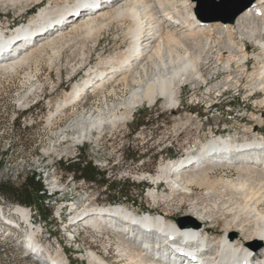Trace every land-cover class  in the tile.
Here are the masks:
<instances>
[{"label": "rangeland", "instance_id": "rangeland-1", "mask_svg": "<svg viewBox=\"0 0 264 264\" xmlns=\"http://www.w3.org/2000/svg\"><path fill=\"white\" fill-rule=\"evenodd\" d=\"M191 1L195 3L192 8L195 17L213 22L223 21L236 4L246 0H201L206 5L200 9L199 0ZM25 5L17 8L0 6V29L9 34L19 28L17 37L25 34L21 28L38 12V6L28 10L30 6ZM75 14L76 18L83 15L79 11ZM159 19L160 22L163 20L161 17ZM112 24L102 29L97 37L79 34L72 36L71 40L67 37L66 44L57 42L58 46L54 44L44 51L35 52L15 70L0 68V182L19 185L26 176H39L45 190L44 204L51 211V217L43 219L34 209L26 207L29 217L25 221L15 213L17 204L8 203L0 197V264H38L29 260L31 251L25 252L23 241L29 229L26 222H30L36 231L37 237L34 239L38 246L44 250V246L49 248L50 253H62L71 260V264H87L83 259L89 247L116 261L114 257H117L120 242L117 237H121V234L107 229L101 232L94 230L85 221L70 225L74 210L80 213L83 208L105 209L123 205L131 211L140 212L143 214L141 217H147L150 214L144 212L157 207L159 213L172 215L166 222L161 219L163 228H183L185 226L182 223L195 220L194 198H204L206 191L196 189L193 185L187 196L176 194L169 203H154L151 192H157L158 198L164 196L166 199L171 190L165 181H159V189L153 190L155 185L152 186L149 176L158 173L162 166H168L169 163L171 167L177 160L183 159L187 152L194 154L199 145L210 138L227 137L231 141L242 142L246 137L252 138L253 130L255 132L258 127L261 128V131H257L260 133L258 135L264 136V107L255 103L263 94L253 96L257 89L251 86L252 82L243 74L233 73L226 78V70L215 59L216 48L212 47V50L205 48L201 52V74L204 80L199 83L194 80L180 83L178 105L171 107L161 98L152 104L142 103L127 121H119L100 133L93 130L89 140L86 137L83 140L82 128L85 127L81 124L82 116L98 109L104 115L115 114L118 117L124 112L122 104L129 94L125 84L112 86L111 81L104 86L92 84L86 90H81L84 80L91 76L93 81V73L104 68L99 62L118 57L128 47L126 25ZM154 28L152 32L157 29ZM240 34L253 49L256 48L243 30H240ZM187 48L193 58L200 53L196 44H189ZM178 51L182 53L184 50L179 48ZM165 56L163 54V58ZM251 61L247 66L249 71L254 69V61ZM235 81L239 83L235 85ZM75 88L76 98L67 104L66 95ZM141 118L148 124L136 129L135 125ZM133 154L139 156L137 163L130 161ZM78 155L104 170L110 183L124 185V191H129V196L118 197L104 187L75 181L71 174L58 171V163L74 161ZM204 165L181 176L205 173L210 180L226 179L229 183H238L240 167L233 169L228 165ZM250 175L253 178L255 174ZM183 197L185 207L179 208V198ZM129 216L138 218L139 215L131 213ZM9 221L18 223V226ZM70 234L76 239L75 242ZM231 234L233 238L238 237L235 231ZM216 236L213 233L210 237ZM166 238L163 236V239ZM26 244L28 247L34 245L33 242ZM263 244L261 241L256 242L253 248L259 250ZM126 247L133 249L130 243ZM171 252L174 254L173 249Z\"/></svg>", "mask_w": 264, "mask_h": 264}, {"label": "bare ground", "instance_id": "bare-ground-1", "mask_svg": "<svg viewBox=\"0 0 264 264\" xmlns=\"http://www.w3.org/2000/svg\"><path fill=\"white\" fill-rule=\"evenodd\" d=\"M194 4L190 0H0L1 7L17 8L25 5L30 6L27 9L31 10L38 6V12L21 28L25 34L17 37L19 28L9 34L0 29V68L15 70L33 53L44 51L43 49L57 42L60 44L68 41L67 37L70 40L72 36L79 34H92L97 37L102 29L112 23H119L126 25V36H129L127 49L118 57L99 62L104 68L93 73V81L88 75L81 84V90L92 84L104 86L109 81L112 86L125 84L129 88V94L122 104L124 112L118 117L114 113L104 115L98 109L87 112L82 116L81 122L85 127L82 128L83 140L84 137L88 139L93 130L100 133L119 121L124 122L142 103L152 104L157 98H161L171 107L178 105L180 83L189 80L199 83L204 80L201 74V52L205 48H216L214 57L226 70V78L233 73H240L249 79L251 86L254 85L257 89L253 96L263 94L255 102L256 105L264 107V0H254L233 23L202 21L192 13ZM77 11L83 14L79 18L75 16ZM160 17L163 18L161 22ZM154 26L157 29L152 32ZM51 27H54L53 30ZM68 28L69 31L66 32ZM240 30L247 34V39L254 43L255 49L241 38ZM194 43L200 50L195 58L187 48L189 44L195 46ZM179 48L184 51L180 53ZM226 52L228 54L225 56ZM163 54L166 55L164 58ZM251 60L254 61V69L249 71L247 66ZM237 83L239 82L235 81V85ZM75 98L76 88L66 95L65 101L71 104ZM257 131H261V128L258 127L255 132L253 130L252 138L246 137L242 142L231 141L227 137H209L210 139L199 145L194 154L187 152L183 159L177 160L171 167L169 163L168 166H162L158 173L149 176L152 186L155 185L153 190L159 189V181H165L171 190L166 199L164 196L160 199L157 192H151L150 197L154 203H169L176 194L187 196L193 185L196 189L202 188L206 191L204 198H194L192 207L195 220L182 223L185 226L183 228H170L166 225L163 228L160 225L161 219L166 222L172 215L159 213L157 207L144 212L150 214L147 217H141L143 214L131 211L123 205L105 209L83 208L80 213L79 210H74L70 219L76 223L85 221L94 230L107 229L121 234V237H117L120 242L117 240L119 244L117 257H114L117 258L116 261H111L109 256L90 247L83 261L87 264H199L191 263L188 259L189 256L195 258L197 254L201 256V264H264V253L261 256V251L248 253V250H253L256 242H264V136L258 135L260 133ZM204 164L228 165L233 169L240 167L238 183L236 181V184H232L226 179L210 180L205 173L181 176L185 172L199 169L198 167L202 168ZM250 174H255V177L251 178ZM183 207L184 197L179 198V208ZM15 208L19 219L27 221L29 210L19 205ZM131 213L139 215L138 218L129 216ZM9 223L18 226L16 222ZM26 224L29 229L26 230L27 236L23 242L25 245L26 242H33L37 249L34 239L37 237L36 231L30 222ZM140 230L148 231L139 237L135 231ZM168 230L177 232L168 233ZM234 231L238 234L237 238L232 237L231 233ZM213 233L217 235L215 238L210 237ZM70 236L75 242L73 235ZM163 236L167 238L163 239ZM131 239L141 242L143 247H137ZM192 240H196L202 247V252L198 253L192 245L189 247L187 243ZM125 243H130L133 249H127ZM206 244L208 247L203 248ZM34 245L27 247L32 253L29 254V260L38 264H71V260L62 253H50L45 246V250L41 246V250L39 248L34 251ZM159 247L163 250L156 249ZM178 251L183 255L179 257L176 254ZM244 255L251 256L252 261L256 257L258 260L246 261Z\"/></svg>", "mask_w": 264, "mask_h": 264}, {"label": "trees", "instance_id": "trees-1", "mask_svg": "<svg viewBox=\"0 0 264 264\" xmlns=\"http://www.w3.org/2000/svg\"><path fill=\"white\" fill-rule=\"evenodd\" d=\"M147 124L148 122L145 121L144 118H141L140 122L136 123L135 127L137 129ZM138 158L139 156L133 154L130 157V161L137 163ZM57 169L59 172L71 174L72 179L75 181L95 185L98 188L104 187L108 189V191L116 193L118 197L129 196V191H124V185L114 182L110 183L109 179H106L104 170L98 169L91 161L85 160V158L80 155H78L74 161L58 163ZM0 197L8 203L34 209V211L38 213V216L43 219L51 217V211L48 210L44 204L45 190L41 178L35 174L26 176L19 185H13L9 182H0Z\"/></svg>", "mask_w": 264, "mask_h": 264}, {"label": "water", "instance_id": "water-1", "mask_svg": "<svg viewBox=\"0 0 264 264\" xmlns=\"http://www.w3.org/2000/svg\"><path fill=\"white\" fill-rule=\"evenodd\" d=\"M254 0H246L244 2H241L239 4H236L232 10L230 11V14L228 17L224 18L223 21L224 22H228V23H233L234 20L237 18V16L242 13L245 9H247L249 6L252 5ZM206 5L205 2L199 0L198 2V6L199 9L204 7Z\"/></svg>", "mask_w": 264, "mask_h": 264}]
</instances>
